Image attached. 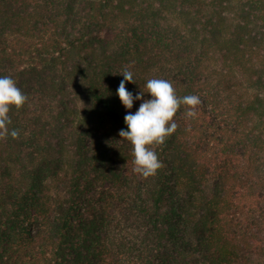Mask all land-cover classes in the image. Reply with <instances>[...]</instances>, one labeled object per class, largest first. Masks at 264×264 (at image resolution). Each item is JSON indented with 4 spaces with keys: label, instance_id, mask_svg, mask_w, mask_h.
<instances>
[{
    "label": "trees",
    "instance_id": "1",
    "mask_svg": "<svg viewBox=\"0 0 264 264\" xmlns=\"http://www.w3.org/2000/svg\"><path fill=\"white\" fill-rule=\"evenodd\" d=\"M197 95L133 172L122 72ZM0 264H264V0H0Z\"/></svg>",
    "mask_w": 264,
    "mask_h": 264
},
{
    "label": "clouds",
    "instance_id": "2",
    "mask_svg": "<svg viewBox=\"0 0 264 264\" xmlns=\"http://www.w3.org/2000/svg\"><path fill=\"white\" fill-rule=\"evenodd\" d=\"M117 89V95L126 109H132L134 100H142L135 113L128 112L124 117L127 130H120L119 136L132 145L133 172L148 179L163 168L156 149L165 144L166 140L178 128L174 117L181 106H186V115L195 118V109L201 104L197 95L178 97L172 83L162 78H152L146 82V93L150 99H144L145 92L141 91L133 96L125 84L135 83L133 73L125 69ZM28 97L17 86L11 76H0V140L9 135L13 139L19 138L18 130H9L11 124L10 110L14 107L20 110L24 107Z\"/></svg>",
    "mask_w": 264,
    "mask_h": 264
}]
</instances>
